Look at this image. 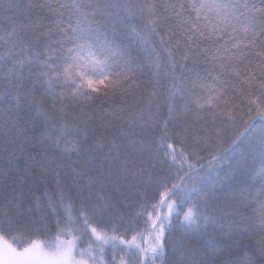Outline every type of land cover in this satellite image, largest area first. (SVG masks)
<instances>
[{
  "label": "snow or ice",
  "instance_id": "snow-or-ice-1",
  "mask_svg": "<svg viewBox=\"0 0 264 264\" xmlns=\"http://www.w3.org/2000/svg\"><path fill=\"white\" fill-rule=\"evenodd\" d=\"M4 13L0 140L21 187L0 184V264H255L210 231L225 219L219 189L244 166L252 183L232 193L243 207L227 224L258 227L264 258V0H0ZM49 172L55 190L28 200L23 186ZM122 185L139 202L128 222L104 194Z\"/></svg>",
  "mask_w": 264,
  "mask_h": 264
},
{
  "label": "trees",
  "instance_id": "trees-1",
  "mask_svg": "<svg viewBox=\"0 0 264 264\" xmlns=\"http://www.w3.org/2000/svg\"><path fill=\"white\" fill-rule=\"evenodd\" d=\"M27 2V0H25ZM5 15H11V13H4L3 15H0V30L6 29L8 25L4 22V16ZM23 19V17H21ZM120 39H123L121 37ZM132 48L135 50L136 53L139 52V49L136 48L135 45H132ZM2 51V49H0ZM140 76L139 83L142 85L150 78L151 76V70L148 67L147 61H144V71L142 73H138ZM120 98H117L115 103L119 105L120 103ZM240 125H236L234 127H227L225 126V130L222 132V137L225 141L229 139L231 135H233L237 128ZM41 126H30L27 129V140L31 142L30 145H27L28 151L25 153V155H30V156H35L36 152L31 148V145H36V147H39V140H40V134H41ZM7 147L9 150L13 147V145L9 142L0 140V169L3 168H12V180L5 181L3 179H0V184L3 183H9L12 184L14 187H21L19 181L15 180L16 177V168L13 167L12 165H9L7 163L6 157H7V152L4 151V147ZM219 147H226V144H220ZM160 162L157 164V167L161 166H166L163 165L162 163V152L160 156ZM37 160H39V156H37ZM208 160L209 157L207 154H205V159L201 161V163L204 165L205 170L208 168ZM68 162L66 161L65 164ZM256 163L257 166L259 165V154L257 153L256 155ZM18 167L23 170L24 164L23 160H20L18 162ZM40 170V165L35 164L33 165V171L36 173H39ZM64 173L61 176V183L62 184H67L68 182V168L65 167ZM204 173L202 172L201 175ZM254 173L251 172L250 169H248L246 166L241 167L238 171H236L230 181L227 183L226 186L223 188L219 189V194L215 198V204L218 205L216 212L218 216L224 217V220H221L220 226L217 227L215 230L210 229V231L213 232L214 237L216 240H221L225 235H232L234 239L238 242L239 248L238 251L243 254L244 251H247L252 259L255 261V264H264V258H261L259 251H258V240L260 239L261 236V230L258 227H253L251 224L245 226L243 223L239 225H232L229 227L227 224V220L232 219L231 213L233 208H242L243 205L231 201L232 193L239 191L240 189L247 188L248 185L252 183V176ZM256 179H255V184L254 187L256 190H259L261 188V183H260V178L258 173L255 174ZM31 184L32 181H29ZM24 191L27 193L28 200H32V198L36 195H42L45 188H47L49 191H54L55 190V179L54 176L51 172H49L47 175H45L42 179L37 180L32 187L31 191H29L28 186H23ZM111 188L112 186H108ZM125 187L126 186H119V191L116 192H111L106 189V192L104 193L105 195H109L112 197V204L114 209L120 213V215L123 217V220L125 222L131 221L133 219V214L137 210L138 206V200H136L131 192H125ZM141 191L144 189L141 188ZM65 191L67 192V187H65ZM149 191H151V188H149ZM124 193V195H122ZM73 198H75L73 194ZM251 199V197H248ZM225 201H231V203H225ZM3 201H0V206L3 205ZM32 207H35V204H32ZM43 214V213H42ZM41 214V215H42ZM37 220H39V216L36 217ZM46 225L47 227L51 229H55L56 225V217L52 215H48L46 218ZM143 225V220L139 221V223H134L131 228H126L122 227L120 228L121 233H124L127 231L128 238L131 237L132 233L135 231H138L140 227ZM39 226V225H36ZM179 235V231L175 230L169 235V241H171L172 238L175 236ZM108 255L110 257L111 255V249L108 250ZM119 255V253L117 254ZM173 257L171 254H169L168 257H166L165 264H172Z\"/></svg>",
  "mask_w": 264,
  "mask_h": 264
}]
</instances>
